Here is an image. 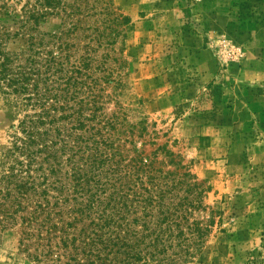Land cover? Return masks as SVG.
<instances>
[{
    "label": "trees",
    "instance_id": "trees-1",
    "mask_svg": "<svg viewBox=\"0 0 264 264\" xmlns=\"http://www.w3.org/2000/svg\"><path fill=\"white\" fill-rule=\"evenodd\" d=\"M95 3L84 26L66 0H28L21 16L0 0V92L24 113L0 160V237L17 232L37 264H187L211 234L197 217L211 188L168 143L145 154L148 120L118 100L107 112L106 89L123 87L110 50L131 20Z\"/></svg>",
    "mask_w": 264,
    "mask_h": 264
},
{
    "label": "rangeland",
    "instance_id": "rangeland-1",
    "mask_svg": "<svg viewBox=\"0 0 264 264\" xmlns=\"http://www.w3.org/2000/svg\"><path fill=\"white\" fill-rule=\"evenodd\" d=\"M96 1L66 0L81 7L84 26L93 5L100 11ZM111 1L131 24L110 50L123 87L106 89L107 112L118 100L132 122L148 120L145 154L168 143L211 188L197 216L213 221L211 234L187 264H264V0ZM5 2L21 16L28 0ZM62 21L49 18L39 30L55 33ZM15 114L0 92V160L24 116ZM29 250L7 232L0 264H37Z\"/></svg>",
    "mask_w": 264,
    "mask_h": 264
}]
</instances>
